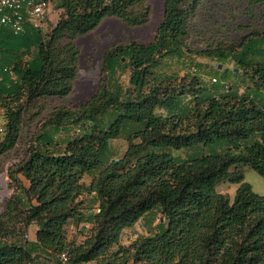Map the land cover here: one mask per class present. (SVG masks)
I'll list each match as a JSON object with an SVG mask.
<instances>
[{"label":"trees","instance_id":"obj_1","mask_svg":"<svg viewBox=\"0 0 264 264\" xmlns=\"http://www.w3.org/2000/svg\"><path fill=\"white\" fill-rule=\"evenodd\" d=\"M145 1L53 0L62 16L47 38L44 30L30 25L18 33L0 25V107L7 119L0 151L16 142L23 94L69 92L78 49L70 42L60 48L57 41L92 30L107 15L143 23L149 13ZM192 6L190 0H164L163 18L150 43H130L106 53L111 72L122 63L121 55H128L133 91L119 99L107 89L103 104L90 103L80 115L58 112L47 121L58 131L67 126L64 151L54 152L57 144L50 132L40 133L19 163L17 172L27 180L30 197L24 202L13 195L5 202L0 264L45 260L63 250L73 261L89 264H264V195L252 189L242 171L231 169L246 163L264 176V60L249 57L264 34L197 51L222 62L232 59L252 81L242 93L216 78L210 87L194 91L192 108L160 84L156 74L146 75L158 58L178 55L187 46ZM32 46V54L23 60ZM5 97L15 105L3 101ZM112 105L116 115L101 125L97 114ZM127 122L140 127L122 157H107L109 140L118 137ZM179 149L189 152L183 157L174 153ZM99 165L102 169L85 187L98 201V210L88 216L94 226L75 243L66 238L64 226L80 215V176ZM224 179L238 183L232 198L216 189ZM152 209L163 217L157 231L121 244L122 230ZM31 222L37 224L35 240L24 236Z\"/></svg>","mask_w":264,"mask_h":264},{"label":"rangeland","instance_id":"obj_2","mask_svg":"<svg viewBox=\"0 0 264 264\" xmlns=\"http://www.w3.org/2000/svg\"><path fill=\"white\" fill-rule=\"evenodd\" d=\"M190 3H193V6L187 17L188 33L185 39L187 46L178 55L158 58L157 63L148 69L146 75L150 77L156 74L160 84L167 85L169 89L177 93L183 104L193 108L194 91L199 93L200 87H210L213 77L222 79L237 93H242L252 84L249 75L234 67L232 59L222 62L217 58L202 56L197 51L213 47L218 43L235 45L243 38L264 34V0H190ZM145 4L149 5V13L147 20L143 23L129 24L119 16L107 15L92 30L72 37L65 36L57 41L55 45L60 48L70 42L78 49L72 86L65 95L25 93L21 96L23 117L20 132L12 147L0 151V214L4 211L5 202L11 196H19L24 202H27L30 197L26 194L24 186L27 180L21 172H17V169L30 147L37 143L38 134L50 132L52 142L57 144L52 150L64 151L67 126L63 128L64 131H58L53 124L47 123L52 115L58 112L62 115H80L89 108L90 103L103 104L107 97L105 93L107 89L112 90L119 99L125 92L135 89L129 81L132 66L128 62V55H121L122 63L113 72L106 66L105 55L109 50L118 51L130 43L148 44L156 37L163 18L164 0H146ZM60 11L58 7L52 6L43 29L44 38L48 37L46 35L62 16ZM258 43L256 48L249 51V57L264 60V39ZM33 49H35L34 46L21 56L22 59H27ZM197 79H200L202 83ZM5 100L10 102L9 105H15L11 102V98L5 97L3 101ZM113 108L114 105L109 106L105 112L97 114L96 119L101 125H106L114 118L117 112L115 110L112 112ZM155 110L165 113V110L161 108ZM6 121L4 108L0 107V129H3L0 130V143L7 131L4 128ZM139 127V124L127 122L119 136L109 140L107 157H122L129 138ZM134 141H138V138H134ZM188 152L189 149L174 150V153L183 157ZM232 168L242 171L244 180L251 184L252 189L264 195V176L246 163L233 165ZM101 169L102 166L99 165L92 171L83 172L80 176L83 189L76 198L79 202L80 215L69 219L64 226L66 238L75 243L81 242L86 235L90 234L94 226L88 216L91 211L98 210V201L96 194L85 187ZM237 186L238 183L224 179L217 183L216 189L232 198ZM161 217L162 214L158 209L150 210L132 226H126L122 230L120 243L128 245L145 235L155 233L158 222L162 220ZM24 236H29L28 229ZM116 248L117 246L114 245L111 250ZM96 263V261H90V264ZM123 264L134 263L129 260Z\"/></svg>","mask_w":264,"mask_h":264},{"label":"built area","instance_id":"obj_3","mask_svg":"<svg viewBox=\"0 0 264 264\" xmlns=\"http://www.w3.org/2000/svg\"><path fill=\"white\" fill-rule=\"evenodd\" d=\"M53 0H0V25H6L15 33L27 25L43 30L49 18ZM213 81L216 77L212 78ZM23 264H89L73 261L69 253L60 251L45 260L32 259Z\"/></svg>","mask_w":264,"mask_h":264},{"label":"crops","instance_id":"obj_4","mask_svg":"<svg viewBox=\"0 0 264 264\" xmlns=\"http://www.w3.org/2000/svg\"><path fill=\"white\" fill-rule=\"evenodd\" d=\"M26 180V179H25ZM29 230V236H28V239L30 240H35L36 239V229H37V224L35 222H31L29 225H28V228Z\"/></svg>","mask_w":264,"mask_h":264},{"label":"water","instance_id":"obj_5","mask_svg":"<svg viewBox=\"0 0 264 264\" xmlns=\"http://www.w3.org/2000/svg\"><path fill=\"white\" fill-rule=\"evenodd\" d=\"M116 159H118V158H116ZM161 219H163V217H161Z\"/></svg>","mask_w":264,"mask_h":264}]
</instances>
